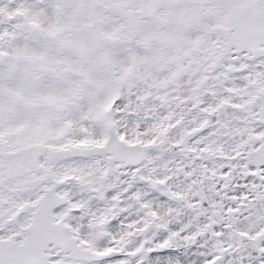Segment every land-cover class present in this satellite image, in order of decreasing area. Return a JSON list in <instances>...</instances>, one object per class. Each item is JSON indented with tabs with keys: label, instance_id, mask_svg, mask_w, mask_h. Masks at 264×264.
I'll list each match as a JSON object with an SVG mask.
<instances>
[{
	"label": "snow or ice",
	"instance_id": "1",
	"mask_svg": "<svg viewBox=\"0 0 264 264\" xmlns=\"http://www.w3.org/2000/svg\"><path fill=\"white\" fill-rule=\"evenodd\" d=\"M0 264H264V0H0Z\"/></svg>",
	"mask_w": 264,
	"mask_h": 264
}]
</instances>
